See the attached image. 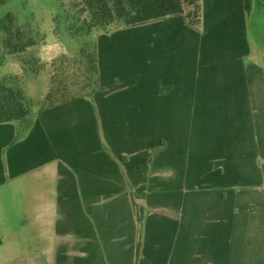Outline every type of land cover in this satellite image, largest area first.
<instances>
[{
    "label": "crops",
    "instance_id": "1",
    "mask_svg": "<svg viewBox=\"0 0 264 264\" xmlns=\"http://www.w3.org/2000/svg\"><path fill=\"white\" fill-rule=\"evenodd\" d=\"M231 1L203 0L202 32L181 16L99 32L92 97L39 112L45 137L0 123L4 206L35 154L56 175L31 219L15 205L0 264H264V71Z\"/></svg>",
    "mask_w": 264,
    "mask_h": 264
},
{
    "label": "rangeland",
    "instance_id": "2",
    "mask_svg": "<svg viewBox=\"0 0 264 264\" xmlns=\"http://www.w3.org/2000/svg\"><path fill=\"white\" fill-rule=\"evenodd\" d=\"M77 0H7L0 4V39L2 38V25L8 16L15 18L16 23L23 29L29 30L25 32L24 41L32 40L36 48L32 51L38 56V61L41 68V73L38 75L40 78L39 83H30L27 90V95L32 96L36 103H34V109L39 104L47 105L49 102H57L62 96L66 98H72L75 95H83L85 87L79 89L81 79L83 78L82 69L83 66L79 64L77 60H74L73 55H79L76 49H72L78 45L76 39L69 40L67 33L65 32V15L60 14L56 16L59 10H62L68 4ZM229 1V2H228ZM226 0L227 5L225 10L230 14L237 15V7L232 3L234 1ZM229 6V7H228ZM228 8V9H227ZM71 16L73 10L70 12ZM76 26L78 24L75 22ZM246 27L248 28V41L251 45V59L255 64L264 71V0H252V6L249 17H247ZM100 31L94 30L90 35H97ZM89 35V37H90ZM2 49V48H1ZM249 61L248 55L245 57ZM4 63V64H3ZM21 73V69L17 63H7L6 60L0 63V87L5 84V87H10L11 79H15L17 75ZM16 74V76L14 75ZM99 86V82H98ZM4 88V87H2ZM1 88V89H2ZM0 89V90H1ZM135 92V90H132ZM50 93L49 99H46V95ZM1 97V96H0ZM39 97L37 101L36 98ZM84 99V98H79ZM77 100V99H76ZM74 100H68L63 103L72 102ZM63 103L56 104L52 107L61 105ZM38 111L29 117L20 118L18 128L24 127L29 124L32 127V140L35 138L34 133H42L45 137V133L42 131L45 124H35V120L46 109ZM23 109L20 107L7 106L0 103V123L6 121H12L20 111ZM65 120L69 123L62 122L66 132L69 135H77V124L70 122L68 116ZM55 124V123H54ZM53 124V125H54ZM27 129H22L20 134L23 139L28 132H24ZM50 136V135H49ZM16 141L18 138L16 137ZM241 140L244 141L245 137L242 135ZM29 141L24 148L25 160L30 159V152L33 149ZM5 151V150H4ZM4 151L2 155H4ZM36 160H31L30 165L26 164L23 168V175L17 179H10L7 182L6 188L10 189L13 193L15 190L21 191V195H14L7 193L8 205H3V201L0 197V239L3 237H9L11 230H7L13 227L14 209L17 205V211L21 215V219L25 216L31 219L34 216L35 206L39 209L44 207L47 202L53 200V182H56V175L48 173L46 171L47 165H38L34 170L32 165L38 161L45 160L46 157H39L35 154ZM33 157V158H34ZM53 166V164H49ZM30 166V167H29ZM3 192L0 193V195ZM4 202V201H3ZM6 216L9 224L5 223L4 216ZM7 224V225H6ZM14 235V234H13Z\"/></svg>",
    "mask_w": 264,
    "mask_h": 264
},
{
    "label": "trees",
    "instance_id": "3",
    "mask_svg": "<svg viewBox=\"0 0 264 264\" xmlns=\"http://www.w3.org/2000/svg\"><path fill=\"white\" fill-rule=\"evenodd\" d=\"M5 1L7 0H0V4ZM251 6L252 0H244V9L248 16ZM60 14L65 15L67 38L77 40L78 45L72 49H76L79 55L74 54L73 57L83 66L79 89L85 87L86 92L72 98L62 96L57 102L39 104L34 109L36 101L27 95V90L30 83L40 82L38 75L42 72V66L38 68L40 62L36 50L32 53L36 49L33 47V41L23 40L25 32L29 30L21 28L14 17L8 16L2 25L0 63L4 60L11 64L17 63L21 73L11 79L10 87H5V84L0 87H4L0 90V103L22 108L18 114L19 119L68 100L93 96L99 87L95 35H90L94 30L110 33L120 28L138 26L172 16H181L187 26L199 32L203 30V0H77V3L72 2L59 10L56 16ZM49 96L50 93L45 96L47 100ZM36 100L38 101L39 97Z\"/></svg>",
    "mask_w": 264,
    "mask_h": 264
},
{
    "label": "bare ground",
    "instance_id": "4",
    "mask_svg": "<svg viewBox=\"0 0 264 264\" xmlns=\"http://www.w3.org/2000/svg\"><path fill=\"white\" fill-rule=\"evenodd\" d=\"M17 117H18V115H17ZM19 119V118H18Z\"/></svg>",
    "mask_w": 264,
    "mask_h": 264
}]
</instances>
